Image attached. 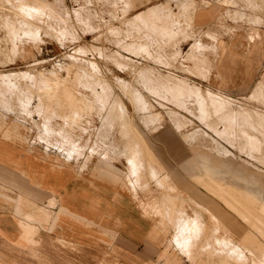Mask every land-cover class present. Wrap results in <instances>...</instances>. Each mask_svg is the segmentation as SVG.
<instances>
[{
	"label": "rangeland",
	"instance_id": "rangeland-1",
	"mask_svg": "<svg viewBox=\"0 0 264 264\" xmlns=\"http://www.w3.org/2000/svg\"><path fill=\"white\" fill-rule=\"evenodd\" d=\"M205 8L216 9L217 19L198 25ZM261 29L264 0H0V84L7 90L0 95V123L24 126L28 152L41 163L49 160L54 173L47 205L34 200L49 214L46 227L15 202L19 234L28 232L37 249L20 245L23 264H177L158 256L163 249L178 252L184 264H264V45H255L264 44ZM256 49L260 77L239 93L236 70L226 77L218 63H248ZM12 81L21 91L10 93L14 85H5ZM25 99L31 100V119L19 110ZM39 114L56 132L43 126ZM146 149L152 154L147 168ZM133 158L140 161L138 171L146 170L152 192L131 174ZM70 166L103 185L112 180L107 169L124 171L132 185L124 191L136 209L144 216L141 203L160 199L162 224L175 235L146 239L137 253L115 231L109 241L94 230L82 241L63 237L60 229L57 234L50 227L76 223L72 216L85 223L63 213L57 197L63 181L58 173ZM87 198L109 206L99 192ZM89 208L93 214L95 207ZM177 215L196 221L185 246L176 244L187 237ZM149 216L155 221L147 220L148 226L160 225ZM217 234L225 235L226 253L209 239ZM129 251L139 261L123 260Z\"/></svg>",
	"mask_w": 264,
	"mask_h": 264
},
{
	"label": "crops",
	"instance_id": "crops-1",
	"mask_svg": "<svg viewBox=\"0 0 264 264\" xmlns=\"http://www.w3.org/2000/svg\"><path fill=\"white\" fill-rule=\"evenodd\" d=\"M205 9L207 10H205L204 13H201L199 17H197L198 25H209L217 19V13L215 11L216 9ZM261 31H264V29H261ZM262 38H264V35H261V39ZM255 45H260L262 46V48L260 49H263L264 44L263 42L258 43L256 40ZM254 52L256 53L252 55L251 60L248 63L236 62L235 65L232 64V62L229 60H226L223 63H218L219 70H221L223 74H227L225 75L226 77L228 76V71H230L231 69L236 70L232 77L234 79V86L237 88L235 89L238 90L239 93H247L248 88L253 83H255L260 77L259 52L261 51L256 49V51ZM263 79L264 73L262 80ZM19 84L20 83L18 81H15L14 83L12 81L10 85L5 86L14 85L13 91H10V93H12L15 91H21V89L19 88ZM3 91L7 93V90H4L3 84L1 83L0 95ZM30 102V99H25L22 100L19 104L20 112L29 119H31L32 114ZM39 117L43 121L42 124L45 128H47L50 132H56L55 125L53 123L44 121L45 118L42 116V114H39ZM1 119L5 121L4 118ZM3 124L4 122L0 123V261L4 264H23L24 260L21 257L22 250L20 245L27 243V245H29L31 249H37H35L29 239H27L29 238L27 234L28 232H25L24 234H19V229L17 227L18 215L16 214L15 210V202L16 206L22 212H29L36 219H38L37 221L40 225V228L46 227L49 223V214L46 213L40 206H38L34 200L35 197L39 199L43 198V205H47V196L50 194V191L48 190L46 185L49 186L51 182V176L54 178V173L50 169L49 160L47 161V164L41 163L40 161L35 159L32 152H28V144L24 143L21 138V127L24 126L14 121H11L9 126H3ZM76 127L79 131L84 130L81 125ZM4 132L10 134H17V139H15L14 137L13 139H11L10 137H4ZM67 139L71 140L69 137ZM59 140L62 141L61 139H58L55 140L54 143H58L59 149L62 150L63 147L61 146V142ZM86 140L89 139L86 138ZM172 146L175 147L176 144H172ZM150 156H152L151 152L146 149V153L143 155V165L145 168L150 166ZM56 159L60 160V157ZM134 160L130 162L133 166L131 167V174L140 175L141 178L144 179L143 184L145 190L152 192V189L149 186V182L147 180L146 170L138 171V163L140 161L138 162V160ZM105 166L109 167L108 164H105ZM134 166L136 167L134 168ZM107 170L112 178V184L105 181H103L104 185L100 184V182H98V179L94 178L90 174L82 173L83 175H78L76 173V169H74L72 166L66 167L64 170L58 173V177H61L63 179L61 185L62 187L57 193V197L59 199L61 198L62 212L70 215H79L80 217L85 219V223L83 221L77 220V218L72 216L76 223H71L69 221L62 220L57 226V229L55 228V226H51L50 228L54 230L57 234H59L58 230L60 229L63 232V237L66 236L68 238H71L73 237V235H75V238L80 239L81 241L83 240L84 235L88 230H94L95 232L100 231V233L103 234H101L102 236H104V234L107 235L105 237L108 241V237L113 233L117 232L120 237H123V244L126 245L127 242L129 248L135 250L137 253H139L140 251L139 248L141 247L142 242L147 243V240L154 242L159 240L161 241L166 233L170 234V228L167 227V225L164 226L162 224L163 218L161 216L160 211V199L149 198L144 200L143 204L141 203L140 205L144 212V216H142L140 210H138V208L136 209L135 203L132 202L129 195L125 193L126 191H124L129 185H131L128 174L120 169ZM21 171H25L24 174ZM33 179L34 181L39 180L44 182V187H37L32 182ZM166 181L172 187L171 189L173 191H180L179 187H177V185L169 177L166 178ZM99 186L106 189V192L100 190L98 188ZM107 186H109L110 188ZM19 188L22 189L23 192H18ZM158 190H161L162 192V189L158 188ZM34 191L36 193H34ZM85 191L89 192V196L91 198L95 197V195H97V192H99L100 196L105 198L106 202L109 203V206L102 209L101 203L90 202L91 200L87 198L89 196L85 195ZM198 193L204 194L202 191ZM20 194L22 196H19ZM171 197L172 198L169 199H171L172 201L177 200V197ZM206 197L207 199H210L208 194L204 196V198ZM223 199L225 200V198ZM87 205L88 207H86ZM57 206L53 208L56 209ZM89 207H95L93 208V214H91V209ZM172 207L178 208L181 206ZM151 213L158 217L160 225L156 226L154 222H150V225L148 226L147 220L150 219L149 221H155L154 218H150L149 215ZM97 215H100L101 218H99ZM177 216L176 217L178 218V229L179 231L181 230L180 232L185 234L187 237H184L183 242H180L182 240L177 238L176 244L185 246L188 244V241H190L189 239L193 238L194 229L190 231V228H192L190 227V225L193 224L191 222L196 221L192 218H182V215ZM177 218H175L174 220H176ZM208 219L209 221L214 220V222H216L214 217H209ZM207 224L209 225V223ZM211 225L212 224H210V226ZM29 227L30 226L27 224L21 226L23 230L29 229ZM171 235L173 236L175 234L171 233ZM221 236L225 235L217 234L214 237L210 236L209 239L211 240L212 238V243H214L215 246L219 245L220 248H224L223 251L226 253L227 242L225 237ZM43 239L45 240L46 238L43 237ZM96 240H98V238L95 239V241ZM77 242L79 243V241ZM132 246L138 247V250L137 248H132ZM195 246L198 247V244ZM164 255L166 257L165 259L171 258L177 264H184L183 262L185 260L179 261L180 256L178 255V252H172L170 254L169 252H165L163 249L158 253V256L161 258H163ZM123 256L125 257V259H123L125 261L132 262L136 260L134 259V256L136 257V255H131L130 251L128 252V255L127 253H123ZM159 260L163 261V259ZM136 261H139V259H137ZM100 264L104 263L100 262Z\"/></svg>",
	"mask_w": 264,
	"mask_h": 264
},
{
	"label": "bare ground",
	"instance_id": "bare-ground-1",
	"mask_svg": "<svg viewBox=\"0 0 264 264\" xmlns=\"http://www.w3.org/2000/svg\"><path fill=\"white\" fill-rule=\"evenodd\" d=\"M130 159V158H129Z\"/></svg>",
	"mask_w": 264,
	"mask_h": 264
}]
</instances>
